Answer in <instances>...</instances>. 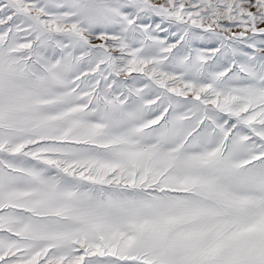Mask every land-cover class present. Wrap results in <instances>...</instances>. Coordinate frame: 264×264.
<instances>
[{"label": "snow or ice", "instance_id": "1", "mask_svg": "<svg viewBox=\"0 0 264 264\" xmlns=\"http://www.w3.org/2000/svg\"><path fill=\"white\" fill-rule=\"evenodd\" d=\"M0 264H264V0H0Z\"/></svg>", "mask_w": 264, "mask_h": 264}]
</instances>
